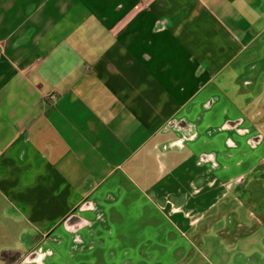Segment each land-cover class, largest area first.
Here are the masks:
<instances>
[{
	"label": "crops",
	"instance_id": "0c3cea01",
	"mask_svg": "<svg viewBox=\"0 0 264 264\" xmlns=\"http://www.w3.org/2000/svg\"><path fill=\"white\" fill-rule=\"evenodd\" d=\"M0 264H264V0H0Z\"/></svg>",
	"mask_w": 264,
	"mask_h": 264
},
{
	"label": "built area",
	"instance_id": "2783aa9c",
	"mask_svg": "<svg viewBox=\"0 0 264 264\" xmlns=\"http://www.w3.org/2000/svg\"><path fill=\"white\" fill-rule=\"evenodd\" d=\"M53 99H55V97H52Z\"/></svg>",
	"mask_w": 264,
	"mask_h": 264
}]
</instances>
